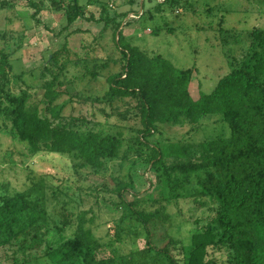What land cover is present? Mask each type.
<instances>
[{
  "label": "rangeland",
  "instance_id": "1",
  "mask_svg": "<svg viewBox=\"0 0 264 264\" xmlns=\"http://www.w3.org/2000/svg\"><path fill=\"white\" fill-rule=\"evenodd\" d=\"M31 1H41L35 17L31 16L29 0H0V55L3 51L11 66L6 67L10 71L11 91L20 93V89H27L31 94L28 104L40 102L41 84L48 75L42 74L44 67L56 70L49 58L53 50L65 43L66 50L62 51L59 61L65 59L66 64L58 77L61 83H56L60 95L55 100L56 104L63 105L61 114L79 131L121 135L123 145L104 169L94 170L80 165L81 161L68 154L33 151L29 140L20 136L14 124H2L0 195L21 192L34 178H42L63 194L56 210L64 207L73 216L86 212L91 217L85 227L103 240L102 254L109 255L111 247H118L121 253L143 248L144 229L133 217H122L125 207L118 205L117 186L133 182L140 196L146 197L154 191L155 198L158 178L155 171L147 170L145 159L150 155V148L139 146L134 140L141 126L135 110L137 100L126 97L113 103L103 101L108 90L107 77L120 71L123 64L114 43L113 28L118 21L134 20L131 13L123 14L140 10L143 2V9L149 13L134 23L123 22L122 33L129 43L149 55L161 54L177 67L192 69L189 92L196 100L200 92H210L232 69L254 64L253 52L264 49V45H252L253 30L261 31L264 37V0H178L179 4L172 10L171 3L163 0H79L84 16L69 25L64 10L55 8L51 0ZM159 1L167 10L156 14ZM150 13L152 19L148 18ZM157 26L161 31L154 34L153 28ZM37 104L41 109V104ZM156 126L157 131L148 140L163 151L166 162L177 155L176 147L198 155L204 141L220 134L228 135L230 131L218 115L203 117L198 123L167 122ZM137 148L140 151H135ZM142 204L160 218L149 224L155 245L168 248L185 262L192 232L206 229L209 223L208 208L200 209L183 198L171 202L148 199ZM49 219L47 239L51 244L74 235V221L65 226L52 213ZM115 227L123 235L110 247ZM227 249L226 244L209 248L207 258L218 257L219 264H226ZM21 254L15 247L14 250L0 248V264H13L14 256L20 262ZM28 264L48 263L40 258Z\"/></svg>",
  "mask_w": 264,
  "mask_h": 264
},
{
  "label": "trees",
  "instance_id": "2",
  "mask_svg": "<svg viewBox=\"0 0 264 264\" xmlns=\"http://www.w3.org/2000/svg\"><path fill=\"white\" fill-rule=\"evenodd\" d=\"M163 2L171 3V10L179 4L178 0ZM39 3L29 0L32 17L39 13ZM51 3L64 10L68 25L84 16L79 0ZM140 4V10L123 14L131 13L134 20L118 21L113 28L114 43L123 64L120 71L107 77L108 90L103 101L113 103L126 97L137 100L135 110L141 126L134 140L151 150L145 162L147 170L156 172L158 196L154 198V191L140 196L133 182L119 184L117 193L118 205L125 207L122 217H133L144 229L145 246L128 253L111 247L123 235L115 227V238L109 242L111 253L105 256L101 253L105 249L103 240L85 227L91 217L86 212L73 216L64 207L56 210L62 192L42 178H34L23 191L0 195V248L15 247L22 252L20 262L17 256L11 258L13 264H28L40 258L48 264H219L218 257L207 258L208 249L224 244L228 248L226 264H264V49L253 52L254 64L232 69L210 92H200L195 100L189 92L192 69L177 67L161 54L149 55L129 43L122 33L124 24L134 23L149 13L143 9V2ZM162 5L157 2L154 13L166 11ZM148 18H153L151 13ZM160 31V26L153 28L154 34ZM252 36V45H264L261 31L253 30ZM63 50L65 43L51 52L49 61L56 65V70L44 67L42 74L48 75L41 84L42 97L40 102L31 104L27 89H20V93L11 91V66L1 52L0 131L2 124L12 123L20 136L29 140L33 151L68 154L81 161L80 165L104 169L121 150L122 136L97 130L79 131L61 114L63 105L55 100L60 95L56 83H61L58 77L66 64L65 59L59 61ZM210 115H218L230 131L204 141L198 155L176 147L177 155L166 162L163 151L148 140L157 131L158 123H198ZM178 198L210 212L206 229L192 232L185 262L168 248L155 245L149 224L160 218L142 204L148 199L171 202ZM49 213L58 215L65 226L74 221V235L51 244L47 239Z\"/></svg>",
  "mask_w": 264,
  "mask_h": 264
}]
</instances>
